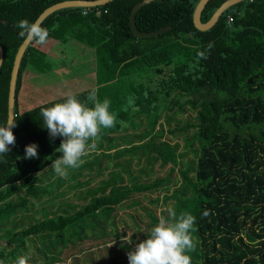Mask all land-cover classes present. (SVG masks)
I'll use <instances>...</instances> for the list:
<instances>
[{
	"label": "trees",
	"instance_id": "16d2710c",
	"mask_svg": "<svg viewBox=\"0 0 264 264\" xmlns=\"http://www.w3.org/2000/svg\"><path fill=\"white\" fill-rule=\"evenodd\" d=\"M59 1L63 0H0V44L4 50L0 126L7 120L10 73L23 41L16 25L24 19L34 22L46 7ZM138 1L141 0H111L94 7L56 10L42 21V27L49 31V43L27 46L16 82V126L12 129L16 143L9 146L8 153L0 155V226L8 243L0 245L3 264L20 256L27 239L32 237L38 238L43 251L52 254L47 264L59 259L66 247L73 249L87 238H106L98 245L106 247L107 242L125 235L118 231L114 219V210L120 204L130 208L138 205L148 218L144 228L132 223L135 230L128 239L138 244L148 238L161 215L168 218L167 210L160 208L157 213L143 205V197L157 207L174 200L171 208L177 217L189 213L196 218L191 231L196 248L189 253L192 264H264V0L233 4L204 31L195 28L192 20L199 0H149L136 13L138 29L153 31L170 26L151 37H136L131 32L129 14ZM223 1L208 0L201 21H207ZM95 8L101 11L98 15ZM83 10L87 13L83 14ZM87 28L95 31L88 41L96 46L100 83L74 94L87 102L89 92L96 89L100 101H111L116 126L100 132L110 148L128 136L135 140L124 139V146L110 155L101 150L103 144L98 140L102 157L96 154L79 168L100 167L101 158H107L105 167L110 170L97 186L78 195L86 202L78 207L66 202L73 209L71 213L58 206L48 215L42 207L39 213L44 212L43 218L23 227L16 220L17 210L26 207L28 197L39 196L44 189L38 184L40 173L62 155L56 149L64 138L50 136L40 111L64 102L66 97L18 111L23 75L27 69L49 70L52 57L57 55L56 60L61 61L67 52L65 36H82ZM57 35L60 43H55ZM54 47L53 54H49ZM166 64L171 66L169 72L154 80L160 77L156 72H162ZM152 69L155 75L151 78ZM122 79L130 84L120 83ZM120 87L127 88L120 96L123 99L115 94ZM127 98L134 99L135 110L127 105ZM115 102L125 103L127 111L124 107L115 112ZM185 105L194 112L193 121L186 118L183 126L174 124V110L180 112ZM143 120L146 127L138 133L108 137L121 127L135 131ZM188 129L189 133H183ZM29 144L38 145L36 158L25 157ZM183 147H189L195 155V161H186L184 166ZM155 166L159 170L167 167L164 175H158ZM175 171L180 176L179 183L168 193L171 183H177ZM19 191H23L19 201H13L11 197ZM155 191L161 194L150 195ZM205 210L210 211L208 217L202 215ZM109 235V239H115L106 241ZM118 245L121 250L131 249L128 242ZM118 259L120 264L126 263Z\"/></svg>",
	"mask_w": 264,
	"mask_h": 264
},
{
	"label": "rangeland",
	"instance_id": "374dc122",
	"mask_svg": "<svg viewBox=\"0 0 264 264\" xmlns=\"http://www.w3.org/2000/svg\"><path fill=\"white\" fill-rule=\"evenodd\" d=\"M73 40V39H70ZM68 40V41H70ZM85 44H82L80 41H70L68 43V53H73L74 62L73 63H65L60 64L55 68L47 71L45 68L42 69H27L23 75V85L21 87L20 92L17 96V108L18 111H26L39 103L49 101L51 99L65 97L68 93H77L79 91L88 89L93 85H99V80L97 78V62L96 58L92 57L91 50H88V47L85 48ZM91 49V47H90ZM93 62V63H92ZM170 64H166L162 66V72L157 71L156 79L158 80L161 76H165L167 72H169ZM94 71L95 76L90 74V72ZM155 70L152 69L151 71V78L154 77ZM120 83H124L129 85V80H121ZM134 83V80H133ZM113 84V83H112ZM127 92L126 87H120L118 93H115L119 96V98L123 93ZM126 99V98H125ZM128 100V98H127ZM182 98H180V101ZM119 102H115V112H119L127 105L125 103L118 104ZM121 105V106H120ZM172 122L179 126L184 125V120L188 118L190 121H193V114L194 112L190 109L189 105H185L183 110L177 112L174 110ZM173 113V112H172ZM165 112L161 113L162 118L164 117ZM126 125V123L124 124ZM145 121H142V124L138 126L135 131L131 130H123L121 129L111 132L108 134V137L111 136H125L129 135L132 132L138 133L145 128ZM131 131V132H130ZM137 131V132H136ZM190 130H185L183 133H189ZM134 134V133H133ZM132 135V134H130ZM168 136V135H167ZM135 140L132 136H128L124 138L125 140ZM119 140L121 144H119L115 148H110L108 144L107 138L100 137V141L103 144L101 148L102 151L108 153L109 155L116 151L118 148L123 147L125 140ZM109 146V147H108ZM100 149H96L94 152L90 153L88 156L83 157L84 162H89L92 157L96 154H101L103 152ZM184 154L183 158L181 159V165L184 166V162L189 161L193 163L195 161V155L192 151H190L189 147H183L180 149ZM99 157H102L101 155ZM83 162V163H84ZM108 162L107 158H101V166L94 165L91 168H76V169H69V175L65 178L58 176L53 168L49 166L44 171H42L39 175V182L40 188H44L43 191L37 197H28V204L25 208L17 210L16 220L17 222H22V226L26 227L31 222H34L36 219L43 218V213L41 214V208L44 207L47 209V213L53 214V211H57V207H61L66 212L71 213L73 211L72 207H68L67 203L74 204L76 207L83 205L86 200L81 199L78 197L79 194H83L87 188L97 186L101 180L105 179L108 176V171L110 167H105V164ZM158 175H164L167 170V167L164 169L159 170L158 166H155ZM155 170V171H156ZM176 173V171H175ZM179 174L176 173L174 179L177 181L171 183L170 188L166 191L169 193L170 189L172 190L175 188L179 183ZM125 182H127L125 180ZM164 192V191H161ZM23 194V191H19L18 193L14 194L11 199L13 201H19V197ZM159 191H155L154 193L150 194L152 196L158 195ZM161 194V193H160ZM159 194V195H160ZM167 200V202H163L159 204L157 207L154 204H150L145 197L142 198L143 205L149 206L152 209L156 210L157 213L159 212L160 208L162 210H167L169 207L172 206V202ZM130 203V201L128 202ZM62 210V211H63ZM141 214V217H139ZM144 211L140 206L136 205L131 207L129 205H118L114 210V219L117 225V229L120 232H125L124 236H119L113 242H107V246H98L101 241L105 240L106 238H98L93 239H86L81 244L75 246L73 249H69L66 247L63 253L60 255V258L53 261L52 264H120L119 257L122 261L126 262L125 264H129L128 260V252L134 250L135 240L128 239V236L132 234L135 230L133 226V222H137V224L144 228L146 223L148 222V218L146 215L144 216ZM19 228L20 224L15 226L14 228ZM89 231V230H88ZM3 227L0 226V245H7V241L5 238L2 237L4 233ZM90 233V231H89ZM108 234V233H106ZM111 235L107 237L106 241H110ZM195 239V237L192 235ZM118 239V240H117ZM131 241V243H130ZM94 242L97 244H94ZM117 242V243H115ZM128 242V245L131 249H119V243L125 244ZM89 248L86 249V247ZM94 244V245H93ZM71 245V244H70ZM111 246V247H110ZM129 247V248H130ZM28 256L29 264H47V261L52 257V254L43 251V248L40 246V241L37 237L28 238L26 242L25 249L20 253V256ZM76 255V256H75ZM77 258L75 263H72L73 258ZM7 261L5 264H15V260Z\"/></svg>",
	"mask_w": 264,
	"mask_h": 264
},
{
	"label": "clouds",
	"instance_id": "9594fccd",
	"mask_svg": "<svg viewBox=\"0 0 264 264\" xmlns=\"http://www.w3.org/2000/svg\"><path fill=\"white\" fill-rule=\"evenodd\" d=\"M16 27L20 29L19 36L26 42L38 46L49 43V31L42 27V21L39 19L34 22H29L27 19L20 20ZM134 103L132 98L127 101V105L132 106L133 110H135ZM89 104L93 106L89 107ZM110 104L108 98L100 101L97 90L92 89L88 94L87 102H81L75 94L68 93L64 102L41 109L40 115L50 136L64 138L56 149L62 155L55 159L51 166L58 176L65 178L69 175V169L79 168L84 162L82 158L97 149L101 129L116 126L117 118L110 111ZM120 123L122 126L125 124L124 121ZM15 126L16 123L12 119H9L5 126H0V155L8 153L9 146L15 145L16 137L12 130ZM37 148L36 144L27 145L25 157L36 158ZM167 212L168 218L161 215L148 238L128 252L129 264H192L189 253L196 248L191 235L196 218L189 213H181L177 217L176 211L171 207ZM202 215L208 217L210 211L205 210ZM29 259L28 256H18L15 264H29ZM0 264L3 262L0 261Z\"/></svg>",
	"mask_w": 264,
	"mask_h": 264
},
{
	"label": "water",
	"instance_id": "95a60500",
	"mask_svg": "<svg viewBox=\"0 0 264 264\" xmlns=\"http://www.w3.org/2000/svg\"><path fill=\"white\" fill-rule=\"evenodd\" d=\"M109 1H111V0H63V1H59V2H56V3L46 7L37 16V18L34 21H36L37 19L43 21L48 15H50L54 11L62 9V8H67V7H94V6L103 5V4H105V3L109 2ZM148 1L149 0L138 1L137 3H135L132 6L131 11H130V14H129V25H130L131 32L136 37H151V36H155V35H158L160 33H163L165 31H167L170 28V26H164V27H161V28L153 30V31H141L140 29H138V27L136 25V20H135L136 13L140 9V7L142 5H144L145 3H147ZM240 1H242V0H224L214 10V12L211 14L209 19L207 21H205V22H202L201 18H200L201 17V13H202V10H203L204 6L208 2V0H199L197 2V4H196L195 8H194L193 16H192V20H193V24H194L195 28H197L198 30H202V31L211 28L216 23V21L218 20L220 15L227 8H229L233 4H236V3L240 2ZM28 45H29V42H26L23 39V41L18 46L17 51H16V53L14 55L12 69H11L9 83H8L7 120H6L5 125L8 123L9 119H12V120L14 119L17 76H18V71H19V66H20V62H21L22 56H23V54H24V52H25V50H26ZM3 58H4V50H3L2 45L0 44V66H1V64L3 62ZM248 81H251V78H249Z\"/></svg>",
	"mask_w": 264,
	"mask_h": 264
},
{
	"label": "crops",
	"instance_id": "0c3cea01",
	"mask_svg": "<svg viewBox=\"0 0 264 264\" xmlns=\"http://www.w3.org/2000/svg\"><path fill=\"white\" fill-rule=\"evenodd\" d=\"M63 31H64V33L66 32L64 29H63ZM63 31L61 32L62 34H63ZM81 35L82 36H79V37H77V36H69V35L65 36V38H66V41H65L66 42V44H65L66 46L65 47H66L67 52L64 55L62 54V60L61 61L60 60H56V57H58L57 55H56V57H52V59L50 60V66L51 67L49 68V70H51L52 68L57 67L60 64L73 63L74 62L73 53L72 52L68 53V43L70 41H73V42L80 41L82 44H85V46L88 47V50H91L92 57L94 58V56H95L96 62H97V51H96V48H95L96 46L94 44L90 43V41H88V40L92 39L95 36L94 29L93 28H87V29H85V32L81 33ZM70 39H73V40H70ZM56 40L57 41L55 43H58V42L60 43L61 42V40L59 39L58 35H57ZM68 40H70V41H68ZM62 42H64V41H62ZM87 47H85V48H87ZM90 47H91V49H90ZM54 50H55V47H54V49L50 48L48 50V53L49 54H53ZM49 70H47V71H49ZM90 74L95 76V72L94 71L90 72ZM98 83H100V82H98ZM97 86L98 85L96 84V85H93L90 88H96Z\"/></svg>",
	"mask_w": 264,
	"mask_h": 264
},
{
	"label": "built area",
	"instance_id": "2783aa9c",
	"mask_svg": "<svg viewBox=\"0 0 264 264\" xmlns=\"http://www.w3.org/2000/svg\"><path fill=\"white\" fill-rule=\"evenodd\" d=\"M101 11L99 10V9H94V13L96 14V15H98L99 13H100ZM83 14H86L87 13V10H83V12H82ZM231 21V17H228V22H230Z\"/></svg>",
	"mask_w": 264,
	"mask_h": 264
}]
</instances>
